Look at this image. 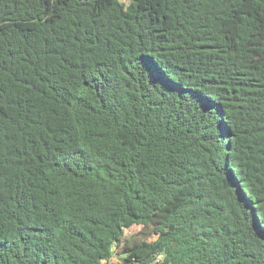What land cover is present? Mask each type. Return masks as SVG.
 Wrapping results in <instances>:
<instances>
[{
	"label": "trees",
	"instance_id": "obj_1",
	"mask_svg": "<svg viewBox=\"0 0 264 264\" xmlns=\"http://www.w3.org/2000/svg\"><path fill=\"white\" fill-rule=\"evenodd\" d=\"M0 264H264V0H0Z\"/></svg>",
	"mask_w": 264,
	"mask_h": 264
},
{
	"label": "rangeland",
	"instance_id": "obj_2",
	"mask_svg": "<svg viewBox=\"0 0 264 264\" xmlns=\"http://www.w3.org/2000/svg\"><path fill=\"white\" fill-rule=\"evenodd\" d=\"M121 1H123L125 3H129L130 2V0H121ZM140 228H141L140 226H134V227H132L130 229H127L126 232H125V237L133 236L135 233H137L140 230Z\"/></svg>",
	"mask_w": 264,
	"mask_h": 264
}]
</instances>
